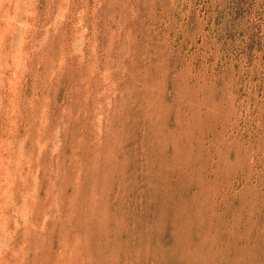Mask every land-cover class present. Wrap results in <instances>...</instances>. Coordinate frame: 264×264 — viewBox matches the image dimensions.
<instances>
[{
    "label": "rangeland",
    "instance_id": "rangeland-1",
    "mask_svg": "<svg viewBox=\"0 0 264 264\" xmlns=\"http://www.w3.org/2000/svg\"><path fill=\"white\" fill-rule=\"evenodd\" d=\"M0 264H264V0H0Z\"/></svg>",
    "mask_w": 264,
    "mask_h": 264
},
{
    "label": "bare ground",
    "instance_id": "bare-ground-1",
    "mask_svg": "<svg viewBox=\"0 0 264 264\" xmlns=\"http://www.w3.org/2000/svg\"><path fill=\"white\" fill-rule=\"evenodd\" d=\"M5 14V13H4ZM5 150V149H4ZM14 160V159H13Z\"/></svg>",
    "mask_w": 264,
    "mask_h": 264
}]
</instances>
